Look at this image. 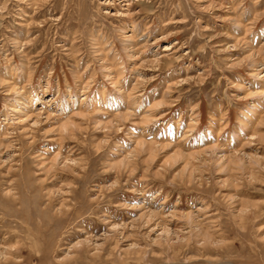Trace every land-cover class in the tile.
<instances>
[{
	"label": "rangeland",
	"instance_id": "rangeland-1",
	"mask_svg": "<svg viewBox=\"0 0 264 264\" xmlns=\"http://www.w3.org/2000/svg\"><path fill=\"white\" fill-rule=\"evenodd\" d=\"M0 264H264V0H0Z\"/></svg>",
	"mask_w": 264,
	"mask_h": 264
},
{
	"label": "bare ground",
	"instance_id": "bare-ground-1",
	"mask_svg": "<svg viewBox=\"0 0 264 264\" xmlns=\"http://www.w3.org/2000/svg\"><path fill=\"white\" fill-rule=\"evenodd\" d=\"M172 60H174V59L172 58V59H169L168 61H166L165 62L166 63V66H168L172 62Z\"/></svg>",
	"mask_w": 264,
	"mask_h": 264
}]
</instances>
